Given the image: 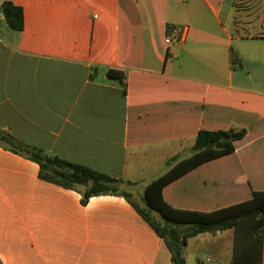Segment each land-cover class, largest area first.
<instances>
[{
    "label": "crops",
    "instance_id": "crops-1",
    "mask_svg": "<svg viewBox=\"0 0 264 264\" xmlns=\"http://www.w3.org/2000/svg\"><path fill=\"white\" fill-rule=\"evenodd\" d=\"M3 1L23 9L24 27L0 14V264H172L123 197L82 205L84 187L41 180L10 143L119 180L143 209L132 191L142 173L164 166L142 181L141 199L199 131L243 129L232 154L162 196L211 212L264 192V0ZM182 28L183 41L167 45ZM233 241L232 229L191 237L185 262L230 264Z\"/></svg>",
    "mask_w": 264,
    "mask_h": 264
},
{
    "label": "trees",
    "instance_id": "trees-1",
    "mask_svg": "<svg viewBox=\"0 0 264 264\" xmlns=\"http://www.w3.org/2000/svg\"><path fill=\"white\" fill-rule=\"evenodd\" d=\"M0 14L7 27L21 32L24 27L23 9L10 1L0 4ZM109 77L117 72L108 71ZM245 130L199 131L191 148V154L173 164L163 175L151 181L143 193L144 208L139 209L131 196L121 192V181L93 170L70 164L55 156L31 147L10 143L9 150L27 158L39 167V178L64 189L84 187L81 204L91 197L121 196L129 202L163 240L171 253L172 264H186L183 249L187 240L203 233L216 234L234 230L233 255L230 264H262L264 244V192H255L242 203L211 212H195L175 209L162 196L165 186L177 180L199 165L232 154L234 143L244 138ZM2 140L4 137L0 136ZM175 160L173 159L172 162Z\"/></svg>",
    "mask_w": 264,
    "mask_h": 264
},
{
    "label": "rangeland",
    "instance_id": "rangeland-1",
    "mask_svg": "<svg viewBox=\"0 0 264 264\" xmlns=\"http://www.w3.org/2000/svg\"><path fill=\"white\" fill-rule=\"evenodd\" d=\"M164 167V166H163ZM161 168L162 170H158V172H157V170H156V167L155 166H153L152 167V172H150V173H153V174H151V176H145L144 177V175L145 174H141L140 175V177H141V181H139V184H138V186L136 187V188H134V189H132V191H133V195H134V198H135V201L137 202V204L141 207V208H144V203H143V200L141 199V192H139V189H140V185L143 183L142 181H150L151 179H153V178H155V177H157L158 175H159V173H161V171H163V169L164 168ZM165 167H166V164H165ZM148 168H150V167H148ZM149 170V169H148ZM145 183V182H144ZM128 187H126V186H120V191L121 192H126V191H128ZM208 258H211V256L210 255H203V256H200V261H201V263H203V264H206L207 263V259ZM195 264H198V262H196L195 261Z\"/></svg>",
    "mask_w": 264,
    "mask_h": 264
},
{
    "label": "built area",
    "instance_id": "built-area-1",
    "mask_svg": "<svg viewBox=\"0 0 264 264\" xmlns=\"http://www.w3.org/2000/svg\"><path fill=\"white\" fill-rule=\"evenodd\" d=\"M185 32H186V28H182V29L175 30L174 37L167 36L165 38V43L167 45H170L172 43H179V42L183 41Z\"/></svg>",
    "mask_w": 264,
    "mask_h": 264
}]
</instances>
